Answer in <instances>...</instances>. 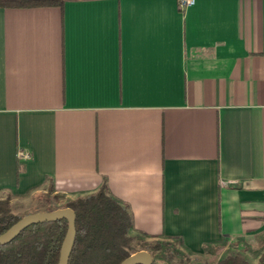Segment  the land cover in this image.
Masks as SVG:
<instances>
[{"label":"crops","instance_id":"0c3cea01","mask_svg":"<svg viewBox=\"0 0 264 264\" xmlns=\"http://www.w3.org/2000/svg\"><path fill=\"white\" fill-rule=\"evenodd\" d=\"M103 185L133 237L264 264V0L0 7V198Z\"/></svg>","mask_w":264,"mask_h":264},{"label":"trees","instance_id":"16d2710c","mask_svg":"<svg viewBox=\"0 0 264 264\" xmlns=\"http://www.w3.org/2000/svg\"><path fill=\"white\" fill-rule=\"evenodd\" d=\"M66 1L0 0V7L63 6ZM51 189H48L46 195L50 194ZM56 196L62 194L57 193ZM64 206H71L76 211V235L68 264H120L124 258L138 250L133 249L131 244L133 236L130 230L134 225L131 211L109 194L105 185L88 195L66 198ZM51 209L55 207L46 208ZM22 216L12 210L10 195L1 198L0 234ZM67 229V218L26 226L12 240L0 245V264H58ZM162 237L164 239H154L142 246L153 254V264H199L198 256H190L180 249V238L171 235ZM224 243V238L206 243L205 252H216ZM176 256L179 261H174ZM261 257H264V252ZM217 264L253 263L241 252H228Z\"/></svg>","mask_w":264,"mask_h":264},{"label":"water","instance_id":"95a60500","mask_svg":"<svg viewBox=\"0 0 264 264\" xmlns=\"http://www.w3.org/2000/svg\"><path fill=\"white\" fill-rule=\"evenodd\" d=\"M60 218L68 219V229L62 242L58 264H68L76 235V211L71 206L58 207L46 211H34L24 214L5 232L0 234V245L12 240L22 229L30 224L52 221ZM138 263L153 264V254L147 249H140L132 252L120 262V264Z\"/></svg>","mask_w":264,"mask_h":264},{"label":"rangeland","instance_id":"374dc122","mask_svg":"<svg viewBox=\"0 0 264 264\" xmlns=\"http://www.w3.org/2000/svg\"><path fill=\"white\" fill-rule=\"evenodd\" d=\"M47 192H48V190L47 191H39V192H36L33 196L26 198V200L19 199L18 201L11 202L12 210L15 213H18L20 215H24L26 213L34 212L37 210L46 211L47 207H55V208L64 207L66 198L63 197V195L62 196H56L57 192H54L53 189H51L49 195H46ZM8 195H10L11 199H12V195H13L12 192H8L7 195L2 197V198H6ZM154 239H164V238L163 237H157ZM154 239L151 238V239L147 240V238H145V237L143 238V236L139 235L138 237H133L131 244H132L133 249H138V248H141L143 245L153 241ZM172 240H174V239H172ZM263 243H264V241H263ZM179 247H181L180 249L182 251H184V249L181 245H179ZM223 247L225 249V245H223ZM223 247L221 246V248H223ZM246 248H243V249L241 248V251L243 252V254H244L245 250H247ZM258 249H259V247H258V245H256V246L252 247V250L254 251V253H251V251L247 253V255L250 256L249 257L250 260L255 255V253L258 251ZM163 252L165 254V250ZM216 252H214V254ZM228 252H238V250L225 249V250H223L222 253L225 256ZM156 253L159 255V252H156ZM213 258L215 259L214 260V262H215L217 260V257L215 256ZM263 259H264V257H261V261H263ZM174 261H179V257L176 256ZM203 263L210 264L209 261L200 258L199 264H203Z\"/></svg>","mask_w":264,"mask_h":264},{"label":"built area","instance_id":"2783aa9c","mask_svg":"<svg viewBox=\"0 0 264 264\" xmlns=\"http://www.w3.org/2000/svg\"><path fill=\"white\" fill-rule=\"evenodd\" d=\"M195 1L196 0H180V4L182 7H186L193 4ZM17 156L19 160L26 161L33 157V153L28 147H20L17 151Z\"/></svg>","mask_w":264,"mask_h":264}]
</instances>
